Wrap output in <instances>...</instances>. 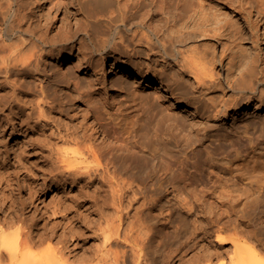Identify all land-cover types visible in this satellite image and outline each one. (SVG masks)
<instances>
[{
	"label": "bare ground",
	"instance_id": "1",
	"mask_svg": "<svg viewBox=\"0 0 264 264\" xmlns=\"http://www.w3.org/2000/svg\"><path fill=\"white\" fill-rule=\"evenodd\" d=\"M33 3L0 0V264H6L4 253L7 264H31L20 259L55 236L61 243L50 249L56 264H172V251L153 246L155 233H143L139 216L141 207L151 211L159 205L185 211L174 240L184 250L177 264H204L224 256L230 264H264L260 240L220 238L219 248L228 243L233 248L208 252L203 241L209 231L202 222L209 206H230L238 218L247 217L248 208L255 218L264 211V0H45L42 4L51 7L38 14L30 10ZM56 57L62 65L77 59L78 72H86V115L96 118L95 126L86 115L80 118L66 109L72 100L83 103L79 82L76 89L70 80L62 86L53 78L56 71L44 81L46 67ZM98 63L103 68L111 63L119 71L111 86L102 85ZM119 88L153 99L150 106L158 116L136 161L133 152L125 157L114 142ZM159 104L164 108H156ZM230 112L235 116L230 130L215 128L212 137L219 144L206 159L223 197L205 195L183 174L153 161L175 137L200 143L212 122L225 120ZM20 130L22 145L10 148L9 137ZM177 130L186 132L181 137ZM194 143L189 144L191 156ZM34 156L44 162L33 164ZM128 168L159 199L147 200L126 180L122 172ZM40 179L43 184H37ZM61 186H70L73 194L56 192L46 204V191ZM171 192L172 200L164 201ZM32 209L34 214L27 215ZM111 210L117 215L115 225H109ZM148 215L151 221L158 217ZM52 217L66 223L61 234L57 225L50 231L27 228ZM220 219L218 214L210 218L212 223ZM73 221L83 229L69 227ZM16 225L12 237L6 231ZM122 243L131 252L107 248Z\"/></svg>",
	"mask_w": 264,
	"mask_h": 264
},
{
	"label": "rangeland",
	"instance_id": "2",
	"mask_svg": "<svg viewBox=\"0 0 264 264\" xmlns=\"http://www.w3.org/2000/svg\"><path fill=\"white\" fill-rule=\"evenodd\" d=\"M41 1V2H40ZM56 1V0H55ZM45 2V0H34V3L30 6V10L33 14L39 13V11H44L45 13H48L51 5L49 3H45L44 6L42 3ZM51 16H55V12L53 11L50 13ZM64 17V13H62L58 19L57 26H60L62 24V18ZM68 20H71V18L68 17ZM72 48L73 45H70ZM61 48V47H59ZM79 50L76 49L74 55H78ZM59 56V55H58ZM261 59V58H260ZM78 60H74L73 62H66L64 65L61 64V60L59 57H56L52 59L47 67H46V74L44 75V81L49 80V76L52 75L53 72L56 71V74L53 78L60 79L62 86L65 84L66 81L70 80L73 81V87L76 89V83L79 82V90L78 92L81 93L83 96V103L81 102H75V100L71 101L69 103V106L66 107V109H69V111L73 114H77L78 117L83 118V115H86V111L88 109V100L90 98V91L85 90V85L87 84L88 77L86 76V72H78ZM264 65V59H262V69ZM97 69L99 71V75L102 77V85L107 83L109 86L112 85V83L115 82V80L119 77V71L117 69H114L111 66V63L106 67L103 68L100 63L97 65ZM78 89V88H77ZM119 95L117 97V106L116 110L118 109L119 115H120V121L117 125L118 132L115 135L114 142L117 146L121 147L122 152L124 153V156H128L131 152L134 153L133 158L138 160L140 158L141 153V143L143 140L147 139L149 137L148 133H151L154 125L156 123V113H154V106H150L153 99H144L142 97V94L137 90L133 91L132 93L128 91H123L121 88L118 89ZM122 91V92H121ZM97 93H99L97 91ZM96 91H93L92 94L96 95ZM156 108H164L163 105H158ZM157 112L160 114L162 113V109H156ZM183 110V109H182ZM181 111V108L178 110ZM158 114V115H159ZM234 114L233 112H230L229 116L224 117L225 120L219 119L212 124H215L211 128H207L206 137H204V140L200 143L196 142H187L185 138L179 139L175 137V140H172L169 143L168 149H165L164 145H162V149L160 153L154 158V162L158 163L163 168H170L175 173L180 174L184 176V180L186 182L191 183L192 188H196L198 191H202L205 195H208L211 197L214 196H224L221 194L220 190L216 188V186L219 185V181L216 182V177L211 176L212 167L210 166V163L206 161L207 159V152L209 150H215L217 148V145L219 144V141H215V138L212 137V134L216 133L217 131L215 128L217 126H220L224 128L225 126L228 127L230 130V126L234 121ZM86 121L91 126H95L96 124V118L94 116H91L90 114L86 115ZM228 122V124L226 123ZM18 133H14L9 137V146L10 148L18 146V144L22 145V141L24 140L22 136V130L17 131ZM186 131L182 132L181 130L176 131L177 136L183 137ZM147 133V135H146ZM179 133V134H178ZM97 138L99 141L103 140V137L97 134ZM14 136V137H13ZM20 138V139H19ZM102 138V139H101ZM22 139V140H21ZM179 141H178V140ZM194 143L195 154L191 156L189 153L190 146L189 144ZM230 144V143H227ZM63 147H67L66 145H61ZM125 156V157H126ZM39 157V158H38ZM33 158V159H32ZM130 158V156H129ZM40 159V160H39ZM128 159V158H127ZM13 160V158H12ZM38 160V161H36ZM44 162L43 159H41L40 156H34L30 158V162ZM41 162V163H42ZM129 162V161H128ZM34 164V163H33ZM127 166V164H126ZM124 178L126 180H129L130 182H134L136 185V188L139 189V192L141 194H144L147 197V200L152 199H159L160 195H158L152 188H148L147 184L143 182L138 175L134 174V171L131 169H126L123 172ZM42 182V183H40ZM37 183V182H36ZM37 184H43V180H39ZM21 185L23 184V181H21ZM57 189L51 188L46 191L45 196L43 195L42 199L44 198L46 204L50 203L51 198L53 195H56L58 192L62 193V195L65 193L66 195L70 196L73 193L71 192V187H56ZM216 188L217 193H213L214 189ZM234 188V189H233ZM237 187H232V194L238 195L239 192H235ZM65 189V190H64ZM24 190V189H23ZM54 191V193H53ZM68 191V192H66ZM234 191V193H233ZM52 192V193H51ZM57 192V193H56ZM23 195L21 196L26 199L29 195L26 190H24ZM75 194V193H74ZM174 193H169L164 196V201L166 200H172ZM228 194V193H227ZM60 196V195H59ZM234 196V197H236ZM228 197V196H227ZM42 206V205H40ZM168 207L162 208V206L154 207L151 211L147 209V206L141 207L139 211V216L141 218V222L144 225L143 233L147 230H151L152 233H155L154 237V243L153 246L156 245L158 249L161 250H170L174 254V260L172 264H177L180 258L182 257V254L184 253V250L179 248V240H176L175 236L179 231L180 225L184 222L183 219L185 218V211H176L173 209V207H170V205H166ZM212 206H209L207 209V216L206 219H202L201 221L205 224L207 230L209 231V235H207L206 239L203 241L204 244L208 245V252L214 254L216 252L224 251L225 249H232L233 245L232 243H228L224 245L223 247L219 248V239L220 238H246L248 240H260V245L258 246L259 250L264 253V211L259 213L257 215V218L254 217V212L251 209H246L245 213L247 217L244 218H238L237 214L238 211L236 209L231 208L230 206H219L215 208H211ZM131 210V208L125 209V213ZM43 212L46 211L44 208L42 210ZM35 209H32L31 211H27V215L34 214ZM51 213L50 211H48ZM136 212L134 209L131 214ZM161 212H164V214L161 215ZM112 213V210L110 212ZM154 214L157 215L153 221L150 220L148 217V214ZM166 213L171 214V218L167 219L164 215ZM116 214V213H115ZM113 214L112 220L109 222V225L117 224V215ZM215 214H218V217H221L219 222H213L210 220V218H213ZM42 214L40 213L37 215L40 217ZM124 215V214H123ZM3 215H0L2 218ZM46 217V215H45ZM184 217V218H183ZM183 218V219H182ZM191 218V217H190ZM238 219V220H237ZM1 221V219H0ZM36 221V222H35ZM32 222V224H29L30 226L27 227L30 231H37V228H41L42 226L44 228L50 229L52 226L57 225L56 230L58 234H61L64 231V228L66 226V223H62L60 221V218H46L44 220L37 221L35 220ZM41 222V223H40ZM30 223V222H29ZM108 224V223H107ZM69 227H73L74 230H80L83 229L81 224L77 221L70 222ZM105 226V225H104ZM127 225H124L126 228ZM18 226L7 228L8 233H10L13 237L14 232H17ZM149 233L151 235L152 233ZM7 233V234H8ZM8 234V235H10ZM188 235V233H187ZM186 235V237H187ZM186 237H183L185 240ZM11 238V236H10ZM93 238L92 236L89 237V240ZM199 240L200 237H198ZM100 243L103 244V238L100 236ZM196 240V239H195ZM194 240V241H195ZM148 242V240H145ZM198 241L197 244H199ZM201 243V244H203ZM59 236H55L52 242H45L42 245H38L30 250L29 255H26L20 259V262L22 263H31V264H53L52 260V254L50 249L51 248H57L60 245ZM149 245V244H148ZM130 246L128 244L122 243L120 245L113 244L107 245V248L113 250H120V251H128ZM146 252L151 253L153 248L151 246H147L145 249ZM198 250V247L195 249H192L188 252L186 257L191 256V254L195 253ZM153 254H151L152 256ZM179 259V260H178ZM152 260V258L150 259ZM149 260V261H150ZM4 263H10V259L7 253H4ZM54 264L56 262L54 261ZM92 264H96L92 263ZM204 264H230L227 257H219L215 258L213 261L206 262Z\"/></svg>",
	"mask_w": 264,
	"mask_h": 264
}]
</instances>
